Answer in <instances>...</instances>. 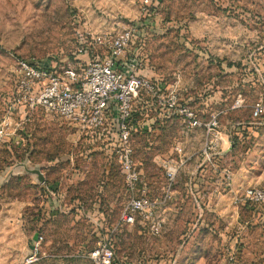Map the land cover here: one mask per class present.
Returning <instances> with one entry per match:
<instances>
[{
  "label": "rangeland",
  "instance_id": "rangeland-1",
  "mask_svg": "<svg viewBox=\"0 0 264 264\" xmlns=\"http://www.w3.org/2000/svg\"><path fill=\"white\" fill-rule=\"evenodd\" d=\"M126 28L134 38L124 60L138 63L129 73L160 83L204 123L220 113L221 163L198 153L204 129L162 120L151 99L139 98L133 111L146 130L132 137L139 175L129 185L109 142L15 105L20 61L67 67L81 39ZM238 94L247 105L264 101V0H0V124L11 133L0 147V264H24L38 236L35 264H90L86 253L104 242L116 264H264V207L233 203L264 183V115L230 111ZM176 143L185 158L171 200L158 208L160 233L139 218L123 225L131 197L159 201Z\"/></svg>",
  "mask_w": 264,
  "mask_h": 264
},
{
  "label": "built area",
  "instance_id": "built-area-1",
  "mask_svg": "<svg viewBox=\"0 0 264 264\" xmlns=\"http://www.w3.org/2000/svg\"><path fill=\"white\" fill-rule=\"evenodd\" d=\"M134 29L126 28L116 34H105L91 41L81 39L75 50L74 64L67 67L50 66L44 62L20 61L21 73L15 105L23 111H43L76 125L85 135L106 143V148L118 163L126 183L133 185L138 172L133 159L132 136L144 132L141 122L135 118V99L149 98L162 112V119H175L190 130L204 129L207 139L200 153L211 162L222 141L218 132L220 113L210 114L204 123L195 111L181 103L173 93L166 92L160 83L129 73V67L138 65L132 58L124 60L127 48L134 38ZM250 109V119L260 121L264 115V101L258 99L247 105L243 95L238 94L229 107L230 111ZM11 133L0 124V147ZM172 152L176 158L163 162L165 185L159 201H151L145 195L133 196L124 207L120 222L132 225L139 218L151 235H158L163 220L158 215L159 206L172 198L173 186L184 163L185 153L181 143ZM226 187L230 186L231 174L224 172ZM233 203L251 207H264V183L258 187L245 188L233 198ZM42 236L31 245L24 264L40 261ZM90 264H116L113 246L109 242L98 244L86 253Z\"/></svg>",
  "mask_w": 264,
  "mask_h": 264
},
{
  "label": "crops",
  "instance_id": "crops-1",
  "mask_svg": "<svg viewBox=\"0 0 264 264\" xmlns=\"http://www.w3.org/2000/svg\"><path fill=\"white\" fill-rule=\"evenodd\" d=\"M167 121V120H166ZM196 133V132H195ZM200 150H201V148L198 150L199 152L198 153H200ZM223 156H226V152L225 153H223V152H218L216 155H214V162L213 163H221L222 162V158H223ZM200 157V156H199ZM225 170V169H224ZM222 171V173H221V175H222V177L224 176V172L225 171Z\"/></svg>",
  "mask_w": 264,
  "mask_h": 264
},
{
  "label": "water",
  "instance_id": "water-1",
  "mask_svg": "<svg viewBox=\"0 0 264 264\" xmlns=\"http://www.w3.org/2000/svg\"><path fill=\"white\" fill-rule=\"evenodd\" d=\"M22 168H23L28 174L35 175V176L38 178V180H39L40 182L43 181V176H42V174L40 173L39 170H29V169H28L26 166H24V165H22Z\"/></svg>",
  "mask_w": 264,
  "mask_h": 264
},
{
  "label": "trees",
  "instance_id": "trees-1",
  "mask_svg": "<svg viewBox=\"0 0 264 264\" xmlns=\"http://www.w3.org/2000/svg\"><path fill=\"white\" fill-rule=\"evenodd\" d=\"M162 120H164V119H162ZM135 135H137V134H134L133 136H135ZM133 136H132V137H133Z\"/></svg>",
  "mask_w": 264,
  "mask_h": 264
}]
</instances>
